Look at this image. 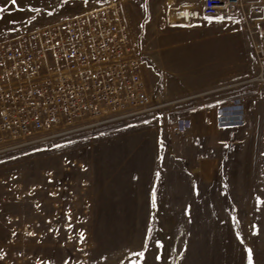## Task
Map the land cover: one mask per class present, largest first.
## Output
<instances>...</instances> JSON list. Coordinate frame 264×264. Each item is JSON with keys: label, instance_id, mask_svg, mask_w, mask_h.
Listing matches in <instances>:
<instances>
[{"label": "rangeland", "instance_id": "rangeland-1", "mask_svg": "<svg viewBox=\"0 0 264 264\" xmlns=\"http://www.w3.org/2000/svg\"><path fill=\"white\" fill-rule=\"evenodd\" d=\"M189 2L0 0V41L115 3L155 95L229 82L198 74L202 53L227 34L232 48L216 58L233 63L230 81L253 74L258 35L240 15L176 21L175 8ZM252 24L264 27V7ZM242 93L254 108L264 104L263 90L233 88L0 154V264H249V249L252 264H264V112L244 144L217 148L213 183L199 179L195 162L215 145L174 130L201 105Z\"/></svg>", "mask_w": 264, "mask_h": 264}, {"label": "built area", "instance_id": "built-area-1", "mask_svg": "<svg viewBox=\"0 0 264 264\" xmlns=\"http://www.w3.org/2000/svg\"><path fill=\"white\" fill-rule=\"evenodd\" d=\"M264 0H190L175 8L176 21L240 15L253 41L255 70L196 95L166 99L154 94L135 50L130 25L117 5L28 30L0 41V154L108 123L166 110L186 100L213 97L253 85L264 91V27H255ZM214 94V95H213ZM245 93L217 103L221 127L246 123ZM188 117L174 125L190 126Z\"/></svg>", "mask_w": 264, "mask_h": 264}, {"label": "crops", "instance_id": "crops-1", "mask_svg": "<svg viewBox=\"0 0 264 264\" xmlns=\"http://www.w3.org/2000/svg\"><path fill=\"white\" fill-rule=\"evenodd\" d=\"M206 30L210 32L212 29ZM221 38L222 39L220 41H216L215 43L216 47H218L215 53L214 51H211L209 52V56L207 52H203L201 55V60L206 58L203 60V62L200 61L201 68L198 74L199 78L202 80H206L211 77L216 79H224L226 81H230L232 79L231 76L233 75L234 71L233 63L228 62L227 60L222 62L220 59L218 60V58H216L222 53V50H224L223 53L227 54L228 48H232V44L229 45L228 43L231 35L227 34ZM213 44L214 42L210 41V48ZM208 59L209 61L211 60L212 63L206 65L205 61ZM236 70L237 72H243L244 67L239 65ZM213 72H215L216 75H213ZM216 105L217 103L215 102H209L208 104H203L191 112L189 116H187L191 121L190 126L183 133L192 139H208L215 145L217 153L212 152L210 155L200 156L195 162L196 174L198 175L199 179L205 183H213L218 181L220 178L223 157L218 152L217 148H222L223 146L229 148L244 144L246 140L249 139L248 136L245 135V133L248 131L247 129L253 126L255 124V120H257L256 117H260V115L264 112L263 103L260 101L257 102V106L254 108V103L248 98L246 104V123L243 126L238 127H221L218 123ZM258 121L259 120H257V122Z\"/></svg>", "mask_w": 264, "mask_h": 264}, {"label": "snow or ice", "instance_id": "snow-or-ice-1", "mask_svg": "<svg viewBox=\"0 0 264 264\" xmlns=\"http://www.w3.org/2000/svg\"><path fill=\"white\" fill-rule=\"evenodd\" d=\"M12 4L16 3V0H11ZM3 9H0V12H2ZM153 203H155V198L153 197ZM134 255H138L140 257H143L144 253L140 252V253H136ZM248 259H249V264H252V251L251 249L248 250Z\"/></svg>", "mask_w": 264, "mask_h": 264}]
</instances>
